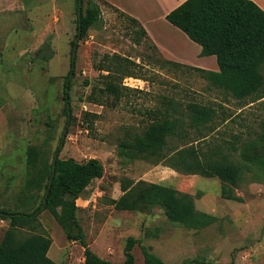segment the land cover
Segmentation results:
<instances>
[{
  "label": "rangeland",
  "instance_id": "obj_1",
  "mask_svg": "<svg viewBox=\"0 0 264 264\" xmlns=\"http://www.w3.org/2000/svg\"><path fill=\"white\" fill-rule=\"evenodd\" d=\"M88 1L83 0V11ZM94 1L101 6V21L80 39L74 69L77 0H14L0 12V211L33 213L39 208L47 180L26 188V153L39 146L52 163L65 134L60 159H98L104 166L103 178L77 200L87 244L102 259L125 264L124 249L133 237L166 264H264V175L249 157L261 150L264 99L253 104L236 100L199 73L165 64L127 17L103 0ZM46 45L54 53L50 61L39 56ZM125 73L132 76L123 79ZM108 75L120 84L117 93L108 90ZM128 78L137 81L131 86L125 83ZM194 103L213 108V122L193 126L188 105ZM166 118L179 119L171 148L192 146L203 159L215 153L214 159L241 167L234 194L243 202L222 198L218 178L185 175L167 162L121 154L124 141ZM142 181L162 186L161 206L122 211L111 204L124 195L123 185ZM177 191L193 196L197 209L217 222L201 230L171 223L165 212ZM37 223L35 232L26 228L24 233L50 237V259L86 264L84 247L67 239L49 210L37 215ZM9 226L0 219V242ZM133 254L135 264H145L139 244Z\"/></svg>",
  "mask_w": 264,
  "mask_h": 264
},
{
  "label": "trees",
  "instance_id": "obj_2",
  "mask_svg": "<svg viewBox=\"0 0 264 264\" xmlns=\"http://www.w3.org/2000/svg\"><path fill=\"white\" fill-rule=\"evenodd\" d=\"M77 2L79 4V0ZM117 12L127 17L140 30L143 40L149 42L145 29L137 20ZM167 20L202 47L203 57L215 56L219 71L211 72L163 60L165 64L199 73L203 79L236 100H251L253 104L264 99V10L260 6L251 0H187L170 12ZM100 21V4L89 0L85 10L78 14V35L81 33L83 39ZM142 42L136 39L137 45ZM151 46L157 52V48L152 44ZM44 49L48 50V53H42ZM53 54L51 48L46 45L42 47L39 56L45 61H50ZM75 64L76 60L72 59V68ZM121 75L123 79L124 76H132L130 73ZM114 79L113 75L106 76V86L109 91L117 93L120 84H116ZM69 96L68 89H65V101L68 105L71 101ZM188 110L191 112V123L195 127L208 125L216 116L213 108L195 103L189 104ZM178 123L177 118H166L153 123L143 135L136 136L132 141H124L121 154L130 159L144 157L154 159L157 163L167 162L169 167L185 175L218 178L222 182V198L243 202L241 197L234 194V188L239 186L243 176L240 166L226 159H214L215 153L203 159L200 157V151L192 146L176 149L170 147V140L179 135ZM259 140L260 153L255 152L249 157L264 175V122ZM26 155V188L40 186L46 179L43 202L48 189L50 192L43 210L42 202L33 213L0 211V219L10 222L0 242V264H58L48 256L53 243L50 237L41 233H24L26 228L33 232L40 228L37 215L45 210L53 214L68 240L80 242L84 247L86 264H112L91 250L77 218V200L93 182L103 178L102 163L98 159L80 163L72 158H58L54 178L49 187L53 175V161L48 162L47 151L34 145L28 149ZM122 192L124 195L119 200L111 201L117 210L142 211L148 207H159L164 201L162 186L145 181L134 186L123 185ZM165 214L171 223L192 230L205 229L217 222L214 215L197 209L193 196L180 191L175 192L171 206ZM137 244L142 249L145 264H166L144 246L142 240L133 237L127 240L124 249L125 264H135L133 250ZM194 262L197 261L187 264Z\"/></svg>",
  "mask_w": 264,
  "mask_h": 264
},
{
  "label": "crops",
  "instance_id": "obj_3",
  "mask_svg": "<svg viewBox=\"0 0 264 264\" xmlns=\"http://www.w3.org/2000/svg\"><path fill=\"white\" fill-rule=\"evenodd\" d=\"M187 0H105L107 5L137 20L145 29L149 43L163 60L211 72H218L215 56L203 57L202 47L173 26L167 15ZM264 10V0H251ZM14 0H0V12L12 7ZM205 80V79H204Z\"/></svg>",
  "mask_w": 264,
  "mask_h": 264
},
{
  "label": "water",
  "instance_id": "obj_4",
  "mask_svg": "<svg viewBox=\"0 0 264 264\" xmlns=\"http://www.w3.org/2000/svg\"><path fill=\"white\" fill-rule=\"evenodd\" d=\"M82 5H83V0H79V15L82 13ZM80 39H81V33L78 35L76 41H75V45H74V48H73V53H72V59L73 61L76 60V54H77V49H78V45H79V42H80ZM75 68V65H73V69ZM73 76V73L71 75V77ZM70 77V78H71ZM69 86V83L67 85V88ZM69 107V106H68ZM69 117L71 118V111L69 109ZM66 135L64 134V137H63V140H62V143L57 151V153L55 154L54 156V160H53V175H52V178H51V181H50V184H49V187L51 186L52 184V181H53V178H54V171H55V167H56V162L60 156V152L62 151L63 147H64V139H65ZM49 192H50V189H48L47 193H46V196H45V199H44V202L42 204V207H41V210L45 209L46 207V203H47V200H48V195H49ZM39 213V212H38ZM36 213V214H38Z\"/></svg>",
  "mask_w": 264,
  "mask_h": 264
},
{
  "label": "built area",
  "instance_id": "obj_5",
  "mask_svg": "<svg viewBox=\"0 0 264 264\" xmlns=\"http://www.w3.org/2000/svg\"><path fill=\"white\" fill-rule=\"evenodd\" d=\"M135 81H137V80H134L132 78L125 79V83L126 84H131V86H132V83L135 84Z\"/></svg>",
  "mask_w": 264,
  "mask_h": 264
}]
</instances>
